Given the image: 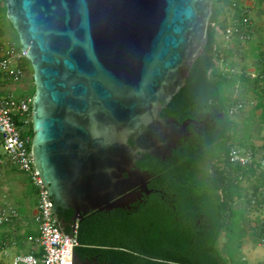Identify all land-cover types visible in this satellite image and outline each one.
Listing matches in <instances>:
<instances>
[{
    "label": "water",
    "instance_id": "95a60500",
    "mask_svg": "<svg viewBox=\"0 0 264 264\" xmlns=\"http://www.w3.org/2000/svg\"><path fill=\"white\" fill-rule=\"evenodd\" d=\"M32 68L30 151L57 228L148 194L143 155L165 160L189 135L161 112L208 40L212 0H4ZM131 141V144L129 143ZM124 174H127L125 177ZM139 188V191H132ZM71 210V233L60 215Z\"/></svg>",
    "mask_w": 264,
    "mask_h": 264
},
{
    "label": "trees",
    "instance_id": "16d2710c",
    "mask_svg": "<svg viewBox=\"0 0 264 264\" xmlns=\"http://www.w3.org/2000/svg\"><path fill=\"white\" fill-rule=\"evenodd\" d=\"M212 1L204 52L195 60L184 87L161 112L163 118L179 123L187 119L197 123L189 124L190 135L179 141L170 157L161 160L145 154L137 162L141 169L152 174H159L167 166L171 176L165 175L164 179L171 181L169 187L149 198L137 211L114 209L85 215L78 223L79 246L74 250L81 259L93 258L99 264H242L232 261L229 255L225 257L218 242L223 232L230 231L236 212L243 215L241 209L234 208L235 202L242 199L243 181L251 183L252 187V192L246 191V206L254 208L253 199L257 204H264V194L259 196L264 193V170H260L259 165L243 167L229 161V151L236 147L230 144L235 123L225 117L224 104L229 112L232 105L242 100L240 96L230 99L227 94L239 80L243 88V85L252 89L260 86L263 97H259L257 107L263 106L264 91L260 83L264 66L255 77L243 71L219 70L221 50L214 27L218 24V0ZM5 10L3 0L0 14L6 18ZM263 58L261 50L259 62L262 65ZM25 65L28 67L27 63ZM32 92L34 94V85ZM208 115L211 121L203 123ZM29 135L31 139V123ZM162 161H167V165H155ZM71 216V210L60 215L64 232L68 234L71 233ZM245 220L243 217L241 223ZM256 221L249 220V224L259 239L264 226L261 220ZM226 248L228 252V243Z\"/></svg>",
    "mask_w": 264,
    "mask_h": 264
},
{
    "label": "built area",
    "instance_id": "2783aa9c",
    "mask_svg": "<svg viewBox=\"0 0 264 264\" xmlns=\"http://www.w3.org/2000/svg\"><path fill=\"white\" fill-rule=\"evenodd\" d=\"M248 23V19L242 16L233 25L223 29L224 38L230 40L235 36L243 45L249 40ZM214 27L216 30L219 29L217 24ZM26 59L20 46H5L0 43V86L7 87L6 90L0 88V145L4 149L7 162L26 174L36 189V211L33 220L38 230L36 237H30L35 248L30 252L15 255L10 264H71L72 238L57 228L45 186L34 168L29 147L32 96L18 97L13 93L14 84L22 82L27 74L22 64ZM251 76L255 77L254 74ZM260 84L264 91V73ZM239 108H242L241 102L232 108L230 113ZM229 161L243 167L258 162L260 170H264V154L258 159L252 150L233 146L229 151ZM3 163L4 161L0 160V165ZM252 204L254 208H258L259 220L264 226V204L262 202L257 204L256 199L252 200ZM16 215L15 210L11 208H0V226L10 223ZM258 244L264 248V230ZM253 264H264V259Z\"/></svg>",
    "mask_w": 264,
    "mask_h": 264
},
{
    "label": "rangeland",
    "instance_id": "374dc122",
    "mask_svg": "<svg viewBox=\"0 0 264 264\" xmlns=\"http://www.w3.org/2000/svg\"><path fill=\"white\" fill-rule=\"evenodd\" d=\"M2 4L3 0H0ZM260 6L255 5L253 10L258 11V13H262L259 16H253L251 15L252 19L254 22L258 21L260 22L259 27L260 30V37L256 35V39H254V44L257 45V47L253 51H249V45L251 44L250 42L248 43L245 42L242 46L243 48L238 49L237 51L230 57H226V62L225 64L223 63V69L220 66H217L220 71H225L228 72V70L233 69L235 73H240L241 70L248 69V72L254 73V75H257V73H260L262 71V62L260 63V53L259 49L264 50V14H263V9L259 8ZM252 10V9H251ZM247 12H243L241 16L246 17L248 19V22L251 21V18L247 16ZM228 17L232 18V15H228ZM234 18V17H233ZM250 19V20H249ZM223 20V19H220ZM6 24V28H3V34L7 38V40H11V42H1L5 46L7 45H14V46H20L18 38L13 31L12 27L4 17V15L1 13L0 14V28H2L3 24ZM5 22V23H4ZM262 22V23H261ZM228 25H233L234 23L227 22ZM217 24V26H219ZM250 26V23H248ZM251 28V27H250ZM218 31V30H217ZM222 34V33H221ZM220 34V35H221ZM219 36V38H223L220 42L222 43L223 47L225 48H230L233 46L234 42L230 41L229 39L226 40L224 37ZM251 41V42H252ZM246 45V47H245ZM260 47L258 48V46ZM228 46V47H226ZM246 52V54H245ZM24 64H28V67L30 68V62L24 60ZM219 64H221L219 62ZM222 65V64H221ZM20 85L22 88H20ZM18 86L19 89L16 90L15 94L18 97L21 96H26L29 95L31 96L33 94V81H32V71L31 68L28 69V73L26 74L25 78L20 82L19 84H14L13 87ZM241 87V84L237 85L236 87H233L231 91L227 93L229 95L230 99H234L237 96H240L242 100L246 101L241 102L242 103V108H239L237 111L230 113L228 112V106L227 104H224V113L225 117L228 119L232 120L235 123V127L233 129V139L230 142L231 145H236L239 146L241 149H246L250 150L252 149L256 158H261L262 155L264 154V105L261 107H257L255 105L256 102H258L260 98L263 97L261 91L259 90L258 87L253 88L252 86H245L243 85ZM242 92V93H241ZM240 103V102H238ZM236 103V105L238 104ZM259 106V105H258ZM258 108H262V114L261 111L257 112ZM230 110V109H229ZM261 114V115H260ZM256 118V119H255ZM234 140V141H233ZM241 145V146H240ZM261 152V153H260ZM2 156H5V152L3 147L0 145V158ZM6 158V156H5ZM254 165H259L258 162L253 163L251 166ZM12 166V165H10ZM250 167V166H248ZM255 167V166H254ZM260 167V166H259ZM17 170L14 166L9 170V175L14 176L17 174ZM252 176V175H251ZM253 177V176H252ZM254 180L257 178H253ZM17 180L19 185L12 184L10 185L9 183L4 184L5 189L2 188V191L0 190V198H2L3 192H7L10 194V196L15 200L18 198L19 194L17 193V188L21 186V188L24 190V195L23 198L21 199V203L27 208L28 213L30 214L31 210L34 208V205L36 203V189L31 183L29 177L26 174H22L19 172V176H17ZM3 183V182H2ZM3 185V184H2ZM241 186L243 188V193H242V199H238L235 204L234 208L235 209H241L243 212V215L240 211L236 212L235 217L233 218V221L231 223V229L230 231L223 232L219 238L218 242V248L221 251L225 257H230L232 261L234 262H239L242 264L252 263L256 261L257 259H260L264 256V249L261 248L259 245V239L257 235H255V231L251 230V224H247L246 229V222H257L256 220L259 219L260 213L258 212V208H252L246 206V197L250 192H252V187L251 183H247L246 181H243L241 183ZM262 191V189H260ZM259 190V193H260ZM246 191L248 194H246ZM260 197L263 196V194L259 195ZM21 197V196H20ZM17 198V199H16ZM1 204V202H0ZM36 207V206H35ZM246 207L249 209L246 211ZM243 217L246 218V220L241 223V220H243ZM249 219H248V218ZM255 235V239H252V236ZM249 239V240H248ZM247 241V245H246ZM228 243V252L226 248V244ZM254 245H256L254 247ZM247 260V262H246Z\"/></svg>",
    "mask_w": 264,
    "mask_h": 264
},
{
    "label": "crops",
    "instance_id": "0c3cea01",
    "mask_svg": "<svg viewBox=\"0 0 264 264\" xmlns=\"http://www.w3.org/2000/svg\"><path fill=\"white\" fill-rule=\"evenodd\" d=\"M255 5L260 6L259 8L263 9V14H264V0H218V2H217V9L219 10L218 24L220 23V25H219L218 31L216 30L215 37H216L217 45H218L219 49L221 50V52H220L221 58H220V60H218L217 66H220L222 69H223V63L225 64V62H226V57L232 56L237 51V48L241 49V48H243V46L238 42L237 38L234 36L230 39V41L234 42L233 46H231L230 48H225V47H223L222 43L220 42L223 38L222 39L219 38L218 35H220L222 33L220 36L224 37L223 36V29L225 27L229 26L227 24V22L231 21L232 23H235L236 20H240V18H242L241 14L243 12H247V16L251 18V21H249L250 26H248L249 27L248 28V33H249L248 43L249 42L251 43L249 45V51H253L257 47V45H255L253 41H254V39H256L255 38L256 35L258 36V38L260 37L259 33H260L261 29L259 27H261V26H260V22H258V21L254 22L253 21L251 15L259 16L260 14L262 15V13L259 14L258 11L256 12L253 10ZM228 15H232L234 18L233 17L230 18V17H228ZM220 19H223V20H220ZM2 24H3V22H2ZM5 26H7V25L3 24L2 28H0V43L1 42H11V40L9 41V40H7V38H3V37H5L3 34V28H6ZM219 39H221V40H219ZM226 47H228V46H226ZM245 47H246V45H245ZM259 47H260V45L258 46V48ZM260 52H261V49H259V53ZM245 54H246V52H245ZM224 60H225V62H224ZM219 62L222 65L219 64ZM22 64L26 68V71L28 73V67H26L24 62ZM241 71L246 72L248 75L254 74L252 72H248V69L241 70ZM229 72H234V70L230 69V70H228V73ZM238 81L239 80L235 81L236 85L234 87H236L238 84L240 85V83H242L241 81L240 82H238ZM0 88L2 90L7 89V87L5 85H4V87L0 86ZM12 88L14 89L13 90L14 94H15L16 90L19 89L18 86L12 87ZM20 88H22L21 85H20ZM239 102H245L246 103L245 100L244 101L240 100ZM255 105L258 106V102H256ZM235 107H236V105H232L229 109L231 110L232 108H235ZM261 109L262 108H258L257 112L261 111V114H262ZM0 160L4 161V163L2 165H0V190L2 191V188L5 189L4 184H7V183H9L10 185H12V184H15V185L18 184L19 185L18 180H17V176H19L20 171L16 168V170L18 171L17 174L14 176H10L9 170L12 168L13 165L10 166L11 164H9V162H7V159L5 158V156L4 157L2 156V158H0ZM20 173H22V172H20ZM22 174H24V173H22ZM247 183H249V182H247ZM22 188H21V186L17 188V191H18L17 193L19 194L18 196H16L18 198V199L16 198L17 200H15L14 197L12 198L10 196V194L7 192H3L2 198H0V202H1L0 208H11V209L15 210V212L17 214L16 217L10 223L0 226V264H10L12 258L15 255L20 254V253L30 252L33 250V248H35L34 244H32L30 241V237H36L38 234L37 226L33 220L34 214L36 211V207H35L36 203L34 205V208L31 210V212L29 214L27 211V208H25L23 203H21V199L23 198V195H24V190ZM247 224H249V222H246V229L248 230ZM246 245H247V241H246ZM257 245H259V244H257ZM255 246L256 245H254V247ZM261 248H263V247H261ZM262 259H264V256L260 259H257L256 261H254L252 263H248L246 260V262H247L246 264H253V263H255L259 260H262Z\"/></svg>",
    "mask_w": 264,
    "mask_h": 264
},
{
    "label": "flooded vegetation",
    "instance_id": "af4514ba",
    "mask_svg": "<svg viewBox=\"0 0 264 264\" xmlns=\"http://www.w3.org/2000/svg\"><path fill=\"white\" fill-rule=\"evenodd\" d=\"M209 121H211V116L210 115L206 116V118H205L203 123H207ZM176 123L180 124L179 122H176ZM188 127H189V125H188ZM188 127H187V129H188ZM188 131H189V129H188ZM189 135H190V132H189ZM166 162L167 161H162V162H159V164H155V165H160V167H163V165H167ZM136 167L139 168L141 171H143V172L145 171V172H147L149 174V178H148V181H147V189L150 192L148 194L142 193L141 198L139 200H137L136 202L130 204L128 207H126L125 209H122V210L137 211V209L142 204H144L149 198H151L152 196L160 195L161 193H163V190H165L166 187H169V183L171 182V181H168V180L164 179L165 175L171 176L170 175L171 171L167 168V166H165L162 171H159V174H152L148 170L141 169V167L137 164V162H136ZM124 176L126 177L127 174H124ZM132 191H139V188H135ZM81 221H83V219ZM63 224L64 223L61 220V225H63ZM86 258L90 259L88 257H86ZM91 259H93V258H91Z\"/></svg>",
    "mask_w": 264,
    "mask_h": 264
}]
</instances>
